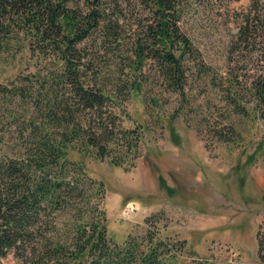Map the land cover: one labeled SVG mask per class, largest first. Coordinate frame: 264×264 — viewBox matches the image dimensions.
Instances as JSON below:
<instances>
[{"label": "trees", "instance_id": "trees-1", "mask_svg": "<svg viewBox=\"0 0 264 264\" xmlns=\"http://www.w3.org/2000/svg\"><path fill=\"white\" fill-rule=\"evenodd\" d=\"M182 1L134 0L128 17L122 0H0V52L23 36L34 56L51 61L33 78L0 85V264L11 252L22 264H177L173 246L159 234L147 231L122 244L109 235L105 186L70 154L135 167L146 127H123L128 97L142 92L145 72L155 68L184 98L188 64L199 59L180 27ZM252 6L257 16L240 31L246 41L256 32L264 36V0ZM91 40L100 55L124 53L138 81L88 76L94 58L84 46ZM252 85L264 119V79ZM229 95L233 111L250 117ZM262 154L264 140L249 161ZM177 243L184 249L185 242Z\"/></svg>", "mask_w": 264, "mask_h": 264}, {"label": "rangeland", "instance_id": "rangeland-1", "mask_svg": "<svg viewBox=\"0 0 264 264\" xmlns=\"http://www.w3.org/2000/svg\"><path fill=\"white\" fill-rule=\"evenodd\" d=\"M122 3L133 15L134 0ZM180 10L182 33L199 59L188 64L184 98L155 68L145 72L142 92L128 97L123 127H146L135 167L127 171L76 152L70 159L103 182L109 235L119 244L151 231L173 246L177 264H264V154L249 161L264 140L262 107L251 92L264 79V36L256 32L246 41L240 35L246 18L257 14L252 0H184ZM84 48L94 58L88 76L110 84L138 81L124 53L100 55L92 40ZM50 64L15 36L0 52V85L33 78ZM231 93L250 117L233 111ZM1 264L22 262L11 252Z\"/></svg>", "mask_w": 264, "mask_h": 264}]
</instances>
